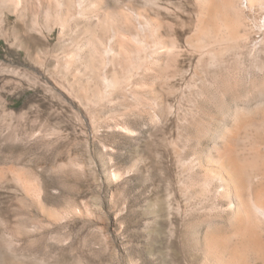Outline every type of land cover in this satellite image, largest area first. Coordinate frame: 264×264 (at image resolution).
I'll list each match as a JSON object with an SVG mask.
<instances>
[{"label": "rangeland", "instance_id": "374dc122", "mask_svg": "<svg viewBox=\"0 0 264 264\" xmlns=\"http://www.w3.org/2000/svg\"><path fill=\"white\" fill-rule=\"evenodd\" d=\"M250 1L0 0V264H264Z\"/></svg>", "mask_w": 264, "mask_h": 264}, {"label": "bare ground", "instance_id": "6f19581e", "mask_svg": "<svg viewBox=\"0 0 264 264\" xmlns=\"http://www.w3.org/2000/svg\"><path fill=\"white\" fill-rule=\"evenodd\" d=\"M255 1V0H254ZM250 2H253V0L252 1H250ZM259 2V1H258ZM252 4V3H251ZM226 167V166H225ZM230 168V167H229ZM235 169H230V177H229V179L232 181V179L236 176V174H237V172H236V170L234 171ZM228 174V173H227ZM228 176V175H227ZM234 180V179H233ZM239 209V208H238ZM257 209H259V208H257Z\"/></svg>", "mask_w": 264, "mask_h": 264}]
</instances>
